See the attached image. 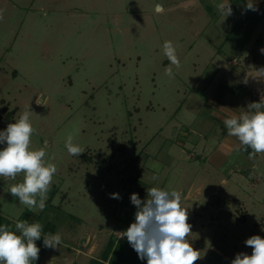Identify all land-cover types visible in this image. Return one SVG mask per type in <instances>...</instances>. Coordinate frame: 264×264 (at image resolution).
<instances>
[{
	"label": "rangeland",
	"instance_id": "1",
	"mask_svg": "<svg viewBox=\"0 0 264 264\" xmlns=\"http://www.w3.org/2000/svg\"><path fill=\"white\" fill-rule=\"evenodd\" d=\"M180 2L0 0V131L30 106V149L44 148L45 163L57 167L42 211H30L8 192L22 174L0 177V225L16 231L17 220L39 222L43 234L59 232L69 243L88 232L107 238L119 222H134L131 195L143 201L157 187L182 194L188 239L202 256L196 264L251 255L245 241L264 238V153L250 159L252 149L242 146L213 169L201 152L203 138L215 146L224 133L206 102L210 86L230 68L221 57L210 61L205 41L214 52L223 47L222 55L223 44L238 42V35L234 27L223 33L212 0L201 2L215 10L208 17ZM165 41L173 42L181 62L173 78L165 75ZM259 74L245 78L260 101ZM69 135L83 154L68 153ZM238 164L244 169L231 171ZM36 244L33 264L47 251L43 236Z\"/></svg>",
	"mask_w": 264,
	"mask_h": 264
},
{
	"label": "clouds",
	"instance_id": "2",
	"mask_svg": "<svg viewBox=\"0 0 264 264\" xmlns=\"http://www.w3.org/2000/svg\"><path fill=\"white\" fill-rule=\"evenodd\" d=\"M246 7L256 10L252 3ZM223 11L226 17L231 15V5L224 6ZM260 51L264 53V48ZM163 52L170 62L165 75L173 78V66L177 69L181 66L173 42L165 41ZM259 72L264 75V69ZM36 103L44 104L45 101L38 98ZM31 115L29 106L14 123H9L5 130L0 131V144L6 145L0 150V177L16 180L22 174V182L12 184L8 192L30 211H42L57 167L45 163L44 148L30 149L35 132L30 122ZM224 125L229 136L252 149L250 159L264 153V100L250 103L239 116L225 119ZM72 141L73 137L69 135L65 141L68 153L72 156L83 154L85 149ZM112 198L119 199V194L113 193ZM181 200V193L157 187L147 189V198L143 201L138 194L131 195V202L137 208L135 220L122 232L121 238L126 237L139 258L146 259L147 264H196L202 257L188 239L192 226L188 223V210L181 207ZM15 229L0 225V264H33L39 259L40 248L36 241L42 236L47 248H59L62 244L59 232L43 234V225L39 222L17 220ZM245 244L252 249L251 255L238 253L231 264H264V238L253 235Z\"/></svg>",
	"mask_w": 264,
	"mask_h": 264
},
{
	"label": "crops",
	"instance_id": "3",
	"mask_svg": "<svg viewBox=\"0 0 264 264\" xmlns=\"http://www.w3.org/2000/svg\"><path fill=\"white\" fill-rule=\"evenodd\" d=\"M201 2L202 0H181L178 5L182 4L184 9L192 7L195 13L199 10V14L203 13L204 17H208L206 16L208 11L215 12L208 3L201 4ZM212 2L220 11L221 15L217 19L221 18L223 33L232 34L233 31H230L229 28L234 27L236 35H238L235 38L238 42H231L232 45L228 47V40L230 39L228 38L223 44V46H227V50L224 48L222 55L220 52L223 47L214 52L208 39L204 45V50L207 48L208 51H212L211 62L218 61L217 57H221L230 63V68L221 71V76L217 81H214V86H210V90L207 92L209 97L206 102L207 105L209 104L214 108L215 111L213 110V112L220 116L217 117L216 121L218 125L224 128V133L218 137L219 140L217 139L218 143L215 146L213 145L216 141L213 142L210 138L201 140L204 146L202 143L197 144L203 146L201 152H204L205 156L202 159L209 165L211 163L213 169H220L226 163L228 156L242 147L237 138L228 135L224 120L233 115L239 116L242 111L247 110L250 103L259 102L254 93L256 91L247 83V78L251 74L260 73V69H264V53L260 51L264 48V0H212ZM248 3H252L256 10L248 9L246 7ZM228 4L231 5L232 14L226 17L223 7ZM202 33L204 34L203 31ZM231 48L232 51L228 53ZM189 49H194V44ZM165 63H169V60H165ZM246 76L247 78H245ZM259 76L263 79V86L259 90L262 93L259 92L257 95H264V75L260 73L257 77ZM212 89L215 91H211ZM216 109L219 112H216ZM181 110L182 105L178 111ZM203 111L204 109L200 112ZM243 155L245 156L244 153ZM235 168L240 171L244 169L238 164L231 171H234ZM206 172L208 173V171ZM131 223L133 220L119 222L107 238H102L98 232H88L81 242L62 241L59 248H47L46 254L38 264H147L146 259L141 260L139 258L127 238H121L123 233L120 236L116 233L117 231H126ZM117 228L118 230H116Z\"/></svg>",
	"mask_w": 264,
	"mask_h": 264
}]
</instances>
